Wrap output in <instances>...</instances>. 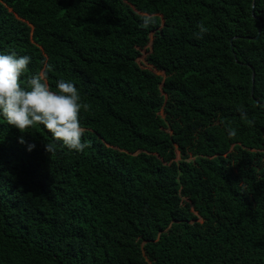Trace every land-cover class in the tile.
<instances>
[{"label": "trees", "instance_id": "16d2710c", "mask_svg": "<svg viewBox=\"0 0 264 264\" xmlns=\"http://www.w3.org/2000/svg\"><path fill=\"white\" fill-rule=\"evenodd\" d=\"M12 51L77 86L91 146L0 117V264H264V0H0Z\"/></svg>", "mask_w": 264, "mask_h": 264}, {"label": "clouds", "instance_id": "9594fccd", "mask_svg": "<svg viewBox=\"0 0 264 264\" xmlns=\"http://www.w3.org/2000/svg\"><path fill=\"white\" fill-rule=\"evenodd\" d=\"M141 27L147 28L156 24L157 17L151 13L141 14ZM198 32L195 34L202 39L208 32L203 21L197 23ZM31 57L17 55L15 51L10 54H0V117L15 127L21 133L28 132L38 125L51 134L53 141L58 142L69 151L83 152L90 147V143L83 141L85 129L81 125V110L88 111L89 105L82 100L80 90L70 80L56 81L55 90L48 83V72L51 65L39 72L28 74ZM27 76L24 83L21 77ZM264 108V103H257ZM240 119L248 126L254 124L247 112L241 106L237 109ZM227 135L235 139L237 131L230 124L226 125ZM21 144L27 143L28 151L35 148L34 143H28L23 136L18 138ZM45 144V151L54 155L57 143ZM176 159V156H175Z\"/></svg>", "mask_w": 264, "mask_h": 264}, {"label": "rangeland", "instance_id": "374dc122", "mask_svg": "<svg viewBox=\"0 0 264 264\" xmlns=\"http://www.w3.org/2000/svg\"><path fill=\"white\" fill-rule=\"evenodd\" d=\"M145 54V50H141L140 51V55H139V57L137 58V59H139V60H143V55ZM178 158V155L176 154V159Z\"/></svg>", "mask_w": 264, "mask_h": 264}, {"label": "water", "instance_id": "95a60500", "mask_svg": "<svg viewBox=\"0 0 264 264\" xmlns=\"http://www.w3.org/2000/svg\"><path fill=\"white\" fill-rule=\"evenodd\" d=\"M258 33V32H257ZM257 33L252 37V38H255L256 37V35H257Z\"/></svg>", "mask_w": 264, "mask_h": 264}]
</instances>
